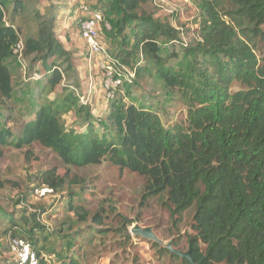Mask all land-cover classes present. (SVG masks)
<instances>
[{"label": "trees", "instance_id": "obj_1", "mask_svg": "<svg viewBox=\"0 0 264 264\" xmlns=\"http://www.w3.org/2000/svg\"><path fill=\"white\" fill-rule=\"evenodd\" d=\"M98 1L115 23L113 36L122 38L124 48L112 57L128 67L137 65H129L130 56L143 58L133 85L146 78L160 81L186 106V118L172 121L165 110L161 115L145 102L128 104L123 97L95 115L91 103L80 100L79 67L56 35V6L42 14L35 9L39 0H0V108L14 98L15 61L39 81L30 110L34 117L17 136L0 129V144L16 149L39 144L77 168L108 159L120 170L146 178L147 199L167 195L177 219L194 209L196 235L189 248L196 264H264V57H258L255 44L264 43V0H201L189 42L183 30L147 11L153 0ZM26 13L37 21L35 34L23 35L15 26ZM20 42L21 61L14 54ZM178 43L183 56L174 51ZM164 46L171 51L164 53ZM37 66L41 69L32 73ZM235 86L244 89L234 91ZM68 114L81 123L78 130L66 129L63 118ZM41 180L54 193L63 185L56 170L44 172ZM76 196L69 195L68 208L87 222L84 207L75 205ZM0 217L14 222L1 207ZM28 220L32 239L43 229L36 214L21 222ZM93 222L102 223L98 215ZM79 236L63 237L68 251L79 249ZM90 239L84 241L89 244ZM36 250L39 259L45 248ZM39 264L46 263L40 258ZM59 264H77V259Z\"/></svg>", "mask_w": 264, "mask_h": 264}, {"label": "rangeland", "instance_id": "obj_2", "mask_svg": "<svg viewBox=\"0 0 264 264\" xmlns=\"http://www.w3.org/2000/svg\"><path fill=\"white\" fill-rule=\"evenodd\" d=\"M200 1L153 0L147 11L155 18L170 22L177 29L183 30L182 33L189 42L196 30L195 21L200 14ZM50 5L56 6L59 16L55 28L56 35L72 53V61L78 65L80 73L85 71L82 59L86 57L88 51L81 37V21L86 17L82 7L87 6L91 12L102 13L105 22L102 23L101 39L112 56L124 48L120 42L122 38L113 36L115 23L110 18L109 10L102 8L100 1L39 0L35 9L44 14ZM11 9L6 12L8 23L12 21ZM32 9L34 8L30 11ZM15 26L23 35L35 34L38 28L36 19L28 13L18 16ZM128 33L129 28H126V34ZM255 44L258 57H264V43L256 41ZM169 51L171 50L168 46L163 47L164 53ZM174 51L179 56L184 55L183 47L179 43L176 44ZM138 63H143L141 55L130 56L129 65ZM172 63L176 65L177 61ZM11 68L14 69L15 94L12 100L0 108V129L17 136L25 122L34 117L30 110L35 103L33 93L39 81L30 79L29 74H25L24 68L17 61ZM39 69L40 66H37L31 72ZM96 72L98 75L102 74L99 69H96ZM84 76V78L81 76L84 81L79 94L87 98L89 95L87 78L90 75L87 76L85 72ZM92 86V96L88 100L90 105L96 108L95 115H98L100 110L105 109L107 103L101 97L102 82L95 80ZM239 89L244 87L233 88L234 91ZM59 92L60 90L56 93ZM117 97H123L124 102L128 104L139 105L145 102L161 115L165 110L170 113L172 121L186 118V106L176 101L170 91L156 79L146 78L137 86H126ZM63 120L67 130H78L81 125L73 114L65 115ZM0 150L3 153L0 158V179L4 184L3 190L0 191V207L2 211L11 215L14 221L8 220V217H0V264L17 263L10 244L11 237L29 241L34 250L44 247L40 258L46 264H59L61 260L69 261L71 257L77 259V264H185L184 259L167 252L166 246L172 244L174 250L183 253L189 250V239L196 235L192 228L194 209L185 212L181 219H177L172 215L173 207L168 203L167 195L151 199L144 196L147 186L145 177L128 170H120L108 159L99 165L84 168L67 166L55 153L39 144L23 149L0 144ZM50 170H56L57 175L63 179V185L55 190L53 195L40 197L37 189L43 185L41 177L44 172ZM71 193L78 195L74 200L75 205L84 207L88 214L87 222H81L69 210L68 198ZM33 214L37 215L38 223L43 230H36L31 239L27 232L33 223L28 220L29 222L25 224L21 219ZM95 215L99 216L101 224L93 222ZM137 227L150 228L160 243L134 234L133 231ZM11 228L14 230H10ZM77 234H80L76 240L79 249L68 251L63 237H75ZM89 235L91 239L88 244L85 241ZM202 248L204 249L203 246ZM40 258L37 259V264Z\"/></svg>", "mask_w": 264, "mask_h": 264}, {"label": "built area", "instance_id": "obj_3", "mask_svg": "<svg viewBox=\"0 0 264 264\" xmlns=\"http://www.w3.org/2000/svg\"><path fill=\"white\" fill-rule=\"evenodd\" d=\"M185 1L189 2L191 0ZM82 12L86 17L81 21V37L88 49L86 58L90 66L89 70L95 71L99 69L102 73L101 88L105 100L110 102L116 99L117 94L124 89L126 84L133 85L137 66L141 65V63L128 67L112 57L101 39L102 23L105 22L102 13L91 12L87 6L82 7ZM23 50L24 44L20 42L14 50V54L18 56L19 61H21ZM88 79L92 82L93 76H88ZM91 82L88 85V97L80 96L82 104H88V98L92 96L93 84ZM77 93L79 94V91ZM37 194L40 197H48L54 194V190L48 186H42L37 189ZM10 244L16 256V264H37L36 253L28 242L20 239H10Z\"/></svg>", "mask_w": 264, "mask_h": 264}, {"label": "water", "instance_id": "obj_4", "mask_svg": "<svg viewBox=\"0 0 264 264\" xmlns=\"http://www.w3.org/2000/svg\"><path fill=\"white\" fill-rule=\"evenodd\" d=\"M133 232H134V234H136L138 236H141V237H143L145 239H149L151 241L160 243V240L153 234V232H152V230L150 228L141 229V228L137 227V228L134 229ZM166 248L172 254L177 255V256H179L182 259H185L189 264H196L194 262V260L192 259L191 249L190 248H189V250L186 253L174 250L173 247H172V244L167 245Z\"/></svg>", "mask_w": 264, "mask_h": 264}, {"label": "crops", "instance_id": "obj_5", "mask_svg": "<svg viewBox=\"0 0 264 264\" xmlns=\"http://www.w3.org/2000/svg\"><path fill=\"white\" fill-rule=\"evenodd\" d=\"M83 56H84V53L82 54ZM83 61V70H85V71H81V73H80V79H81V82H83L84 81V79H82V78H84L85 76V72L87 73V76L88 75H91V73H93V80H92V82L87 78V82H88V85L90 84V82L93 84L94 83V81L95 80H97L98 82H99V80L102 82V76H101V74H99L98 75V73L96 72V70L95 71H90L89 70V68H90V66H89V64H88V62H87V58L86 57H84L83 59H82ZM81 62V61H80ZM80 70H81V68H80ZM98 75V76H97ZM81 76H82V78H81ZM95 78V79H94ZM87 84V83H86ZM97 93V92H96ZM103 94V93H102ZM98 95V94H97ZM104 100H105V97H104V95L103 96H101ZM105 102H106V100H105ZM107 103V102H106ZM96 109V108H95ZM106 109H107V106L105 107V109H103V110H100L99 112L100 113H103V111H106ZM96 111H98V110H96Z\"/></svg>", "mask_w": 264, "mask_h": 264}, {"label": "clouds", "instance_id": "obj_6", "mask_svg": "<svg viewBox=\"0 0 264 264\" xmlns=\"http://www.w3.org/2000/svg\"><path fill=\"white\" fill-rule=\"evenodd\" d=\"M107 102V101H106ZM108 103V102H107Z\"/></svg>", "mask_w": 264, "mask_h": 264}]
</instances>
